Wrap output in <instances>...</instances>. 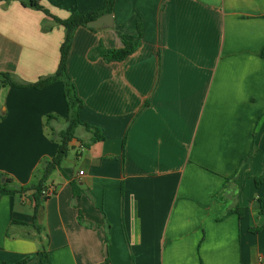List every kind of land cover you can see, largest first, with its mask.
Masks as SVG:
<instances>
[{"label":"crops","instance_id":"0c3cea01","mask_svg":"<svg viewBox=\"0 0 264 264\" xmlns=\"http://www.w3.org/2000/svg\"><path fill=\"white\" fill-rule=\"evenodd\" d=\"M104 2L41 0L60 19ZM112 16L75 32L68 72L98 129H77L52 196L35 187L68 126L63 85L0 87V175L26 189L0 195V264H264V0H116ZM139 19L133 54L89 58ZM47 20L0 2V74L56 73L65 30Z\"/></svg>","mask_w":264,"mask_h":264},{"label":"trees","instance_id":"16d2710c","mask_svg":"<svg viewBox=\"0 0 264 264\" xmlns=\"http://www.w3.org/2000/svg\"><path fill=\"white\" fill-rule=\"evenodd\" d=\"M19 1L25 7H29L35 10L42 11L47 17L52 18V22L49 23L48 20L44 22V27L48 30L52 29L54 24L61 25L65 30V39L60 48V63L55 74L43 77L35 83H18L16 82L11 74L1 73V85L0 87H16V88H35L43 89L50 86L53 83L59 82L63 85L64 97L68 107L67 123L68 126L65 130L59 133V148L57 155L49 162L44 165L43 177L35 187L37 195H43L45 183L52 175V173L61 169L64 160L68 156L70 142L76 138V131L79 127H85L87 130H97L98 128L92 127L88 124H84L80 120L79 111L83 107V102L76 92L75 85L73 84L71 77L68 72V60L71 52V47L73 43V38L75 32L80 27H87L90 30L96 31L98 29L90 28L89 23L101 18L104 15L113 14V7L116 0H105L103 6L97 11H89L86 13H81L78 10L71 12L70 16L66 19H60L54 16L49 9H47L41 0H0V2H11ZM137 28L139 35L132 37L131 39L126 38L122 35L123 47L118 49H106L103 45L95 48L89 58L95 60L96 58H103L108 62L112 61H123L125 58L134 53V51L139 47L142 37V23L140 19L137 21ZM262 57L264 58V49L262 51ZM103 136H96L95 131L93 132L92 142L103 140ZM3 176L0 175V195L5 194H16L22 193L26 189H9L8 185L11 182L10 179L5 183L2 182ZM76 187V185L74 184ZM37 200L38 197L36 196ZM240 216L242 213H239ZM48 256L43 255L42 262L47 264Z\"/></svg>","mask_w":264,"mask_h":264},{"label":"water","instance_id":"95a60500","mask_svg":"<svg viewBox=\"0 0 264 264\" xmlns=\"http://www.w3.org/2000/svg\"><path fill=\"white\" fill-rule=\"evenodd\" d=\"M90 28L94 29H108V28H113L114 27V21H113V16L111 14L109 15H104L101 18L89 23L88 25Z\"/></svg>","mask_w":264,"mask_h":264},{"label":"built area","instance_id":"2783aa9c","mask_svg":"<svg viewBox=\"0 0 264 264\" xmlns=\"http://www.w3.org/2000/svg\"><path fill=\"white\" fill-rule=\"evenodd\" d=\"M80 174H83V172H80ZM55 194V188L53 186H51L50 188H47L45 191H43V195L44 196H52Z\"/></svg>","mask_w":264,"mask_h":264},{"label":"rangeland","instance_id":"374dc122","mask_svg":"<svg viewBox=\"0 0 264 264\" xmlns=\"http://www.w3.org/2000/svg\"><path fill=\"white\" fill-rule=\"evenodd\" d=\"M71 155H73V157H70V159H72V160H74V158H75V153L71 150V152H70V156ZM69 162H68V160H65L64 161V165H67ZM71 163V162H70Z\"/></svg>","mask_w":264,"mask_h":264}]
</instances>
